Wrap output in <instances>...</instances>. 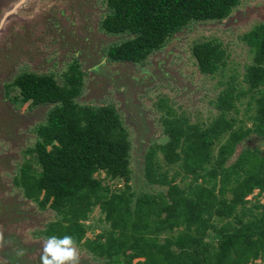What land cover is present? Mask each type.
I'll return each mask as SVG.
<instances>
[{
	"label": "trees",
	"instance_id": "obj_1",
	"mask_svg": "<svg viewBox=\"0 0 264 264\" xmlns=\"http://www.w3.org/2000/svg\"><path fill=\"white\" fill-rule=\"evenodd\" d=\"M240 1L106 0L100 31L127 36L109 46L106 57L141 65L189 24L222 21ZM240 41L251 54L242 78L247 89L232 84L223 89L213 104L217 116L203 127L166 111L162 126L169 142L150 147L144 156L145 181L163 189L152 194L131 189V141L115 106L78 104L84 72L76 60L63 73V84L51 74L15 76L9 86L17 89L20 104L51 106L34 128L36 142L24 152L35 164L24 161L13 179L25 199L56 217L38 236L71 235L77 247L106 264H253L261 259L264 153L245 149L228 161L248 137H264V22ZM190 52L200 74L213 76L225 66L227 54L216 39L196 42ZM253 93L254 104L245 110L250 126L228 117L238 113L235 103L242 96ZM105 180L122 185L111 188ZM254 191L257 199L251 202L247 197ZM96 208L107 227L87 238L85 222Z\"/></svg>",
	"mask_w": 264,
	"mask_h": 264
},
{
	"label": "rangeland",
	"instance_id": "obj_2",
	"mask_svg": "<svg viewBox=\"0 0 264 264\" xmlns=\"http://www.w3.org/2000/svg\"><path fill=\"white\" fill-rule=\"evenodd\" d=\"M18 1L0 0V20ZM106 12V0H26L0 31V232L5 240L0 246V264H40L44 238L38 233L56 218L51 210H40L36 203L25 199L13 185L24 161L35 164V159L24 152L33 147L37 140L34 128L51 108L20 104L17 89L9 86L15 76L23 72L51 74L63 84V73L76 60L84 72L78 104H113L129 133L130 185L136 194L163 190L145 181L143 163L148 149L166 136L162 119L168 109L176 117L203 127L217 116L213 104L223 89L229 84L237 90L247 89L242 78L251 54L240 36L264 22V0H241L222 21L189 24L141 65L108 61L106 49L127 36H109L100 31ZM213 39L222 44L227 59L220 72L203 75L190 49L196 42ZM253 95L242 96L235 103L238 113L231 112L228 117L250 126L245 110L249 102L254 104ZM245 149L248 146L239 144L228 164ZM175 170V165L170 168L171 173ZM99 178L104 175L99 174ZM104 182L111 188L122 185ZM256 194L254 191L247 199L254 202ZM259 200L262 203L264 198ZM85 224L89 228L87 238L107 227L97 208ZM18 248L25 250L23 256L16 255ZM78 250L80 264H106L84 249ZM253 264H264V256Z\"/></svg>",
	"mask_w": 264,
	"mask_h": 264
},
{
	"label": "clouds",
	"instance_id": "obj_3",
	"mask_svg": "<svg viewBox=\"0 0 264 264\" xmlns=\"http://www.w3.org/2000/svg\"><path fill=\"white\" fill-rule=\"evenodd\" d=\"M5 243L0 232V246ZM17 256L25 254L24 249H16ZM40 264H80V253L76 241L71 235H51L44 238L40 255Z\"/></svg>",
	"mask_w": 264,
	"mask_h": 264
},
{
	"label": "water",
	"instance_id": "obj_4",
	"mask_svg": "<svg viewBox=\"0 0 264 264\" xmlns=\"http://www.w3.org/2000/svg\"><path fill=\"white\" fill-rule=\"evenodd\" d=\"M26 0H19L15 5H13L12 7H10L7 12L2 16L1 20H0V31L3 27V25L5 24L6 20L12 16L16 9L19 8ZM116 63V62H115ZM169 141V138L167 136L162 137L158 140V144L160 145H165L166 142ZM262 149H264V147H262Z\"/></svg>",
	"mask_w": 264,
	"mask_h": 264
},
{
	"label": "flooded vegetation",
	"instance_id": "obj_5",
	"mask_svg": "<svg viewBox=\"0 0 264 264\" xmlns=\"http://www.w3.org/2000/svg\"><path fill=\"white\" fill-rule=\"evenodd\" d=\"M240 145H245L246 147L248 146V149L251 150H259L261 153H264V137H258V136H253V138H247L245 141L241 142Z\"/></svg>",
	"mask_w": 264,
	"mask_h": 264
}]
</instances>
